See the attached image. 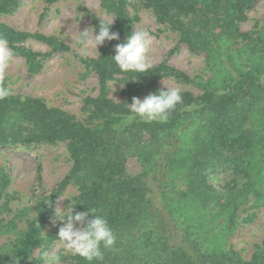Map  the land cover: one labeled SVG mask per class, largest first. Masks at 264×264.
Returning <instances> with one entry per match:
<instances>
[{
	"label": "trees",
	"instance_id": "1",
	"mask_svg": "<svg viewBox=\"0 0 264 264\" xmlns=\"http://www.w3.org/2000/svg\"><path fill=\"white\" fill-rule=\"evenodd\" d=\"M19 2L0 0V36L38 74L48 57L70 48L2 22ZM258 2L102 0L120 39L105 41L95 58L80 57L99 81L98 95L83 100V119L32 96L0 100V150L63 143L73 164L62 183L0 227V264H43L36 251L55 240L56 232L46 229L70 185L79 191L76 210L97 209L117 236L114 248L92 264H264V244L246 260L230 242L256 217L242 214L264 207V26L242 29ZM141 9L152 11L191 52L205 54L211 77L192 79L167 61L144 73L121 72L114 46L135 31L130 10ZM98 25L94 16L93 28ZM30 40L51 52H35L26 46ZM115 80L124 87L121 101L110 95ZM163 80L193 84L200 94L182 90V103L165 121L132 118L126 103L163 88ZM0 83L10 86L7 77ZM130 159L140 165L137 174L128 171ZM0 172L1 204L9 177ZM61 260L88 264L62 253Z\"/></svg>",
	"mask_w": 264,
	"mask_h": 264
},
{
	"label": "rangeland",
	"instance_id": "2",
	"mask_svg": "<svg viewBox=\"0 0 264 264\" xmlns=\"http://www.w3.org/2000/svg\"><path fill=\"white\" fill-rule=\"evenodd\" d=\"M19 1L16 9L1 17L2 22L31 34L54 36L64 41L70 50L52 54L44 61L38 74L30 73L24 59L15 56L14 62L5 73L13 89V95L44 99L49 106L59 107L83 119V100L88 96L98 95L99 81L96 74L87 70L80 62V57H97L100 46L98 52L92 50L88 55L82 54L80 45L75 42L78 37L77 31L88 29L91 34L94 16L102 15L105 19H114V17L102 9V0ZM130 13L135 31L143 29L152 37L153 42L148 53L152 66L167 61L192 79L211 77L206 69V55L193 53L188 46L181 44L176 33L159 23L152 11L141 9L130 10ZM262 26H264V0H259L248 14L242 29L245 32L257 31ZM26 46L41 54L51 52L49 46L37 40L28 41ZM121 85L118 80L110 82V95L117 101H121L123 97L124 87ZM161 85L169 88L180 87L196 95L200 94V89L193 84L184 85L174 80H163ZM72 166L67 145L63 143L1 149L0 169L8 172L9 196L0 204V227L9 224L23 208L34 206L43 195L55 189L70 174ZM128 171L132 174L140 172V165L135 159L129 160ZM224 177V175L219 176L220 179ZM73 194L77 197L79 191L70 185L61 195ZM67 203V200L59 198L60 207H64ZM252 213H255L256 217L242 223L230 240L246 260H251L257 245L264 244V207L256 211L248 210L242 216L246 218ZM60 226L59 221L53 224L52 220L48 224L46 234L56 232L55 240L49 250L60 251L57 242ZM7 237H2V242L6 241ZM36 252L39 254L38 249ZM61 264L68 263L61 260Z\"/></svg>",
	"mask_w": 264,
	"mask_h": 264
},
{
	"label": "clouds",
	"instance_id": "3",
	"mask_svg": "<svg viewBox=\"0 0 264 264\" xmlns=\"http://www.w3.org/2000/svg\"><path fill=\"white\" fill-rule=\"evenodd\" d=\"M96 17L99 19V25L98 28H92L91 34L88 29L77 31L78 37L75 42L80 45V51L84 55H88L92 50L98 52V46L103 45L105 41L120 39L119 33L111 31L114 19H105L102 15ZM152 42L149 32L143 29L132 31L123 43L114 46L115 54L112 59L121 72L144 73L152 67L148 56ZM15 55L8 40L0 36V81L4 80L6 70L14 62ZM113 86L114 84L112 85L114 90ZM181 93L180 87L169 88L164 85L163 88L147 94L143 99L133 97L131 103H126V107L132 118L138 117L145 122L165 121L169 113L182 103ZM12 94V87L0 83V100ZM60 199L68 201L64 207H60L58 201V206L54 209L53 224L59 221L61 225L58 229L57 241L60 251L49 250L41 245L38 249L39 259L43 264H61L62 252L64 256H78L88 264H92L94 260H102L103 250H111L117 241V236L107 219L98 214L95 208L77 211L75 206L78 203L74 194L61 195Z\"/></svg>",
	"mask_w": 264,
	"mask_h": 264
}]
</instances>
